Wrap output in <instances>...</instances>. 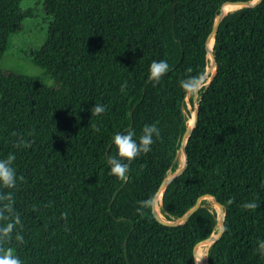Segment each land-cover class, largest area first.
<instances>
[{
  "label": "trees",
  "instance_id": "1",
  "mask_svg": "<svg viewBox=\"0 0 264 264\" xmlns=\"http://www.w3.org/2000/svg\"><path fill=\"white\" fill-rule=\"evenodd\" d=\"M228 1L44 0L52 19L30 56L55 85L0 66V158L14 154L18 176L13 189L0 187V210L20 217L0 247L22 264H198L194 246L221 229L211 195L226 229L208 247L210 264H264V0L228 11L214 35L217 70L199 89L189 164L163 191L160 214L175 221L204 198L182 224L153 213L180 166L188 98L211 64L206 37ZM21 2L0 0V62L33 15ZM154 60L169 66L159 81L148 79ZM183 80L197 83L185 89ZM95 104L105 111L92 116ZM145 125L159 131L151 150L124 179L110 174L112 137L132 131L138 140Z\"/></svg>",
  "mask_w": 264,
  "mask_h": 264
},
{
  "label": "clouds",
  "instance_id": "2",
  "mask_svg": "<svg viewBox=\"0 0 264 264\" xmlns=\"http://www.w3.org/2000/svg\"><path fill=\"white\" fill-rule=\"evenodd\" d=\"M168 63L165 60L152 61L148 68L149 81H159V79L168 70ZM197 81L195 80H183L180 82L182 88L188 89L193 87ZM124 90L122 86L121 91ZM105 111V107L101 104H95L91 109L92 116L99 115ZM159 135V131L155 125H145L142 129V135L138 140L134 139V133L132 131L117 132L112 137V142L117 150V158L109 156L107 164L110 168V174L117 176L120 179H124L129 167V162L135 159L141 153H148L151 150L153 144V136ZM23 143V142H21ZM126 158L127 162H125ZM16 156L9 153L5 158H0V187H6L13 189L18 180L16 169L13 167V162ZM7 199H11L9 193ZM248 209L257 207L256 203L249 202L243 205ZM7 214L3 210H0V220L10 221L0 223V243L8 242L13 239V231L17 225L20 224V217L13 215V209L10 205H5ZM16 239L23 240V237L16 235ZM258 252L261 256H264V240L258 243ZM0 264H22L20 258L15 254L12 247H0Z\"/></svg>",
  "mask_w": 264,
  "mask_h": 264
},
{
  "label": "rangeland",
  "instance_id": "3",
  "mask_svg": "<svg viewBox=\"0 0 264 264\" xmlns=\"http://www.w3.org/2000/svg\"><path fill=\"white\" fill-rule=\"evenodd\" d=\"M21 7L23 10L29 8L33 9V15L25 19L22 31L11 36L10 47L1 60L0 66L8 71L29 76H40L46 85L54 86V79L51 76H45L43 74V69L34 64L30 56L33 50L39 49L44 45L52 17L48 16L44 11V0H22ZM208 69H210V66ZM213 73L214 71H211L209 75L200 82V86L208 84ZM198 96L199 92L196 96L197 101H194L193 96V103H191L190 98H188V110L191 113L190 118L194 116V112L197 111ZM215 206L219 211V207L216 203ZM218 233L219 232H216L215 234ZM209 245L210 244H204L203 248H206L208 251ZM196 260L198 264L204 263L197 258Z\"/></svg>",
  "mask_w": 264,
  "mask_h": 264
},
{
  "label": "water",
  "instance_id": "4",
  "mask_svg": "<svg viewBox=\"0 0 264 264\" xmlns=\"http://www.w3.org/2000/svg\"><path fill=\"white\" fill-rule=\"evenodd\" d=\"M228 2L236 4L239 7H254V6H257L258 4H260L262 2V0H251V1L231 0V1H228ZM228 2H226V3H228ZM224 5L222 7L221 13L218 15V17H217V19L215 21V24H214V27H213L212 31L206 37L207 51H208V54L209 53L211 54V65H210V69H208V71L205 74L204 78L207 77L211 71H214V73H215L216 70H217L216 56H215L213 48H209L208 41L211 39V37H214V35L216 34V32L219 29L220 23H221L224 15L227 13V12L224 11ZM200 87H201L200 83H198L196 85V87H195V90H194V101H197V97L196 96H197V94L199 92ZM200 108H201L200 101H198L197 113H196V118H195L194 124L191 125L190 123H188V126H187V128L185 129V131L183 133L181 149H180V163H181V165L179 166V168L174 173L169 174L163 180V182L161 183L158 191L155 194L154 200H153V213H154V216L156 217V219L158 221H160L162 223H165V224H169V225H178V224H182V223L186 222L188 220V218L197 210V208L199 207L201 199L204 198V197L205 198H211L217 205H219L218 213H219V215H221V218L219 217L220 218V228H221L220 232L216 236L212 234L210 237L205 238V239L201 240L200 242H198L194 246V252H195V249H196V247H197V245L199 243L204 242V241H210V244H212L213 242H215L219 237H221L225 233V229H226L225 215L226 214H225V210H224L223 205L214 196L207 195V196H204V197H200L199 199H197V201H196V203H195V205L193 206L192 209H190L186 214H184L182 217H180L179 219H177L175 221H166V220H164L162 218L161 214H160V211H157L155 207H156V200L159 197V195L161 193L163 194V191L165 190V188L174 179H176L177 177L181 176L186 171V169L188 167L189 155H188V150H187V146H186V144H187L186 136H187L188 132L191 133L192 130L194 129V127H195V125H196V123H197V121L199 119ZM195 255H196V253H195ZM203 261H204L205 264H210V262H209L207 257Z\"/></svg>",
  "mask_w": 264,
  "mask_h": 264
},
{
  "label": "bare ground",
  "instance_id": "5",
  "mask_svg": "<svg viewBox=\"0 0 264 264\" xmlns=\"http://www.w3.org/2000/svg\"><path fill=\"white\" fill-rule=\"evenodd\" d=\"M227 6H229V7H227ZM237 7H239L238 5H236V4H233V3H227V4H225L224 5V11L225 12H228V11H230V10H233V9H235V8H237ZM208 46H209V48H213V46H214V37H211V39L208 41ZM209 57L211 58V54L209 53ZM196 113H197V111H195L194 112V116H192L191 118H190V124L192 125V124H194V121H195V118H196ZM189 133L190 132H188L187 133V136H186V140H187V138H188V136H189ZM161 202H162V193L159 195V197L157 198V200H156V210L157 211H160V207H161ZM218 207H219V205H218ZM219 217L221 218V215H219ZM214 235L216 236L217 234H215L214 233ZM202 243V242H201ZM201 243H199V244H201ZM198 244V245H199ZM204 244H210V241H204L199 247H198V250H197V253H196V249H195V253H196V258L197 259H199V260H201V261H203L206 257H207V254H206V251H207V249L206 248H203V245ZM197 245V246H198ZM197 248V247H196ZM200 250H201V252H200ZM200 253V254H199ZM204 262V261H203ZM204 264V263H203Z\"/></svg>",
  "mask_w": 264,
  "mask_h": 264
}]
</instances>
